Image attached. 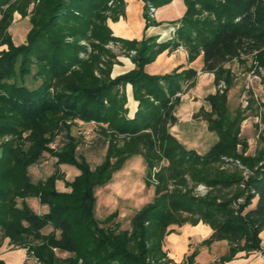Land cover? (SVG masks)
I'll return each instance as SVG.
<instances>
[{"label":"trees","instance_id":"obj_1","mask_svg":"<svg viewBox=\"0 0 264 264\" xmlns=\"http://www.w3.org/2000/svg\"><path fill=\"white\" fill-rule=\"evenodd\" d=\"M171 1L144 0L146 28L155 23L149 6L158 8ZM183 1L186 11L173 27L174 36L160 41L157 36L141 40L113 36L107 21L124 14L125 0H20L18 4L0 0L1 34L7 32L15 8L30 21L25 41L10 42L0 51V264H7L1 256L5 243L27 248L39 264H168L164 239L173 231L170 227L199 221L213 229L208 244L228 241L229 252L221 257V264L239 252L262 249L264 130L258 134L255 154L247 155L249 144L241 137V124L251 114L264 122V112L231 111L226 93L209 94L211 110L204 113L218 140L203 154L186 149L163 122H174L177 94L197 70L178 66L160 75L148 73L146 66L166 50L184 46L189 63L201 56L203 71L213 72L216 83L224 79L231 87L233 75L226 66L231 61L246 63L253 57L264 68V0ZM111 43L136 51V67L115 78L111 59L105 60L111 56L106 47ZM127 85L136 100L130 114ZM72 119L105 123V133L114 128L130 136V141L126 138L121 145L103 132L107 156L92 168L84 155H77L79 141L68 123ZM62 127L68 131L66 142L54 150L50 145ZM148 130L159 133L160 157L152 151L155 142ZM138 153L149 164L154 200L136 210L129 228L122 227L117 213L98 219L95 187L112 178L119 161ZM50 157L57 158L55 173L34 183L29 167ZM163 160L168 163L163 165ZM219 163L231 168L215 169ZM61 164L81 170L67 182L69 192L56 187L58 178L65 179ZM243 171L250 173L246 180ZM185 173L206 183L211 188L208 194L196 197L178 188L170 190L169 178L184 183ZM30 197L47 204L48 212H36L27 202ZM242 197L244 201L238 203Z\"/></svg>","mask_w":264,"mask_h":264},{"label":"rangeland","instance_id":"obj_2","mask_svg":"<svg viewBox=\"0 0 264 264\" xmlns=\"http://www.w3.org/2000/svg\"><path fill=\"white\" fill-rule=\"evenodd\" d=\"M16 1L15 4H18L20 0ZM39 0H36L38 2ZM173 1L168 4L159 6L158 8L149 6V16L150 19H156L157 22H161L162 20L168 19L170 21H177L181 18L185 11L186 6H180L179 8L174 7ZM33 2L29 6V10L33 7ZM126 4V3H125ZM109 5L111 7L115 6V2L110 1ZM7 6H5V10H7ZM146 11V8H144ZM179 9H182L180 12ZM157 10V12H156ZM148 13V12H146ZM3 14V13H2ZM2 14H0V19L2 18ZM123 15H120V17ZM156 16V17H155ZM119 17V18H120ZM110 19V18H109ZM108 19V20H109ZM145 22L147 26L148 18L145 17ZM108 23V21H107ZM155 23H152L150 26H153ZM30 29V21L28 16H24L22 12L18 9H14L11 11L10 15V25L7 29V32L1 34L0 31V51L3 49H8L10 42L14 44H20L25 41L26 35ZM167 28L164 29V36H167ZM113 31V30H112ZM113 36L119 37L115 35L113 32ZM159 37V36H158ZM121 38V37H119ZM160 38V37H159ZM86 43V42H84ZM111 51V56H105V60L112 61V71L111 77L115 78L119 75L127 73L128 71L134 69L136 67L135 62L133 61V56L136 54L134 50H128L124 46L120 44H108L106 46ZM182 46L181 48H183ZM167 55V53H166ZM164 55V56H166ZM167 72L159 73L160 75H165L168 71H173L175 68L179 66L180 61L174 62L173 59H169L170 55H167ZM110 58V59H109ZM161 61L165 60L164 57H161ZM157 59V58H156ZM155 59V60H156ZM155 60L152 62V65L147 68L148 73L151 74V71L160 70L161 65L155 64ZM186 55L182 56V62H186ZM161 61L159 64H161ZM195 61V60H194ZM193 61V62H194ZM197 61H202V57L199 56ZM192 63V62H191ZM254 64V65H253ZM231 68V72L233 75L232 86L228 87L227 83L224 79H221L218 83H216V89L219 93H226L228 99V105L231 111H235L238 108L244 110L245 114H249L254 112V114L263 113L264 112V93L259 90V87H256L257 92L261 93V97H257L255 92L253 91L254 84H258L261 81L264 84L262 78L264 77V68L258 66L257 61L252 58L246 63H241L237 60L231 61L226 65ZM251 67V68H250ZM166 71V70H165ZM254 71V73H253ZM96 74L99 75V72L96 71ZM153 74V73H152ZM197 76V75H196ZM254 76H257L253 78ZM252 79V82H251ZM206 80V78H205ZM195 78L185 83V88H191L194 86ZM224 81L226 83V89L223 92L219 89L220 82ZM184 83V82H183ZM246 85H250L251 91L248 92L245 89ZM186 89V90H187ZM123 90V89H121ZM212 90V89H211ZM198 101L197 103L209 104L208 99L204 98V94L208 93V91L200 88L197 90ZM210 93V92H209ZM216 93V92H214ZM126 94L128 100L129 113H133L136 109V100L133 98L132 86L127 85ZM180 93L177 94V97ZM179 98V97H178ZM178 100V99H177ZM177 100L175 105L177 104ZM252 105V107H251ZM176 107L173 109L174 122H170V120H166L163 123H168V131L169 133L177 140L184 145L186 149L194 150L197 153L203 154L206 153L208 149L218 140V133L215 130H211L210 128H205L203 124L200 122H196L190 117H182L181 113L177 115V111L175 112ZM205 110V109H203ZM202 109H200L196 117H200V120L206 121V115ZM176 113V114H175ZM129 116V115H128ZM185 119V120H184ZM170 122V123H169ZM69 126H71V133L75 138L79 141L77 146V155H84L88 160L90 166L94 168L96 165L101 164L107 156L108 151V142L104 139V129L107 124L97 123L95 121H84L81 119H72L68 121ZM163 123H159L161 129L163 127ZM262 123V117L259 116L257 120V124L260 126ZM105 126V127H104ZM151 135L154 143L153 153L157 157L162 156L163 151L159 144V138L157 132L155 130H148ZM261 130H258V133ZM105 133L107 136H113L119 144H123V141L126 139L130 141V136L122 135L116 131V129L111 128L107 129ZM257 133V137H258ZM148 134V133H147ZM68 136L67 128L62 127L60 134L56 137L55 142H53L50 146L56 150L59 149L63 143L66 142ZM256 137V138H257ZM258 140V138H257ZM240 148V147H239ZM79 157V156H78ZM48 161L40 162L38 164H33L29 167L28 172L31 180L34 183L39 182L40 180H47L55 173L56 162L48 158ZM117 158H114V162ZM122 161V162H121ZM119 161L118 168L113 172L112 178L103 184H99L95 187V215L99 219L101 216L117 213V220H120L123 224V227H127L130 225V219L132 217V213L137 209L141 208L145 204L152 202L155 198V185L149 184V172L150 167L147 162V159L144 154H131L130 156H126L124 160ZM163 165L168 162L163 160ZM231 165L225 164H217L215 165V169L219 170L229 169ZM65 179L58 178L56 180V187L59 191H70L71 186L68 185L67 182H71L74 177L81 173V170L75 165H68L65 167ZM62 172V170H60ZM248 171H243L242 176L248 178ZM185 182H179L176 178H169L168 186L170 190H174L178 188L183 192H191L193 196L196 197H204L210 191V187L203 182H196L193 180L190 173H185L183 175ZM241 188H244V182L240 184ZM28 204L32 207V203L36 202L38 206H43L42 214L48 212L49 206L47 204L40 203V200L37 197H30ZM243 197L238 199V203H242ZM98 209V210H97ZM187 215V214H185ZM175 225H172L170 228H174ZM1 242V237H0ZM203 249V248H202ZM21 250V251H19ZM165 250V249H164ZM3 251L7 252L8 256H2L6 259L7 264H37L39 263L38 258L27 250V248H23L17 244L5 243L3 245ZM26 255L22 257V253ZM254 253V252H253ZM258 256L264 257V246L259 251H256L255 254Z\"/></svg>","mask_w":264,"mask_h":264},{"label":"crops","instance_id":"obj_3","mask_svg":"<svg viewBox=\"0 0 264 264\" xmlns=\"http://www.w3.org/2000/svg\"><path fill=\"white\" fill-rule=\"evenodd\" d=\"M125 12L123 16H121L118 20L109 19L108 25L113 30L115 35L127 39V40H141L144 37L150 36H159L160 41H166L169 38L174 36L173 27L178 25L177 21H170L168 19L162 20L161 22H157L155 19V24L153 26H149L146 28V20H145V2L144 0H125ZM173 5L176 8L184 5L183 0H173ZM180 12L182 9H179ZM157 12V10H156ZM156 17V16H155ZM167 28V36H164V29ZM180 46L177 49H169L165 52L159 54L157 59L155 60V64L158 66L161 65L160 70L151 71V74H159L167 72V60L166 58L169 56V59H173L174 62L180 61L179 66H183V68L194 67L197 70V76L195 77V84L191 88H185L179 94L178 102L175 105L177 111V115L179 112L181 116L186 118L190 117L196 122H200L203 124L205 128L208 127L207 119L200 120V117H196L197 112L200 109H205L204 112L211 110L210 104H202L199 106L198 101V92L197 90L203 88V90L208 91V93L204 94V98L206 99L209 94L217 92L216 82H215V74L213 72H205L203 71V62H198L195 60L192 63L188 62V53L185 47L184 49ZM167 53V55H166ZM186 55V62H182V56ZM166 55V56H164ZM161 57H164L165 60L161 61ZM161 61V64H159ZM152 63L146 66L149 68ZM166 70V71H165ZM148 72V71H147ZM171 72V71H168ZM206 78V80H205ZM261 93H264V84L258 82V84H254L253 91L255 92L257 97H261V93L257 92V88ZM187 89V90H186ZM212 89V90H211ZM210 92V93H209ZM209 103V102H208ZM176 114V113H175ZM259 116L249 115L241 124V137L247 139L249 148L247 151V155L253 156L256 152L258 140V124L257 120ZM185 120V119H184ZM259 130H264V122L260 124ZM259 134V133H258ZM257 137V138H256ZM105 139V138H104ZM55 162L57 160L56 157H50ZM47 159H44L42 162H47ZM67 164H61L60 168L62 172H66L65 167ZM30 199H27L29 201ZM32 208L38 212L42 213L43 206H38L36 202L32 203ZM137 208L136 210H138ZM98 210V209H97ZM136 210L132 213V215L136 212ZM109 215L101 216L99 219L104 220ZM120 221V220H118ZM121 222V221H120ZM122 223V222H121ZM123 224V223H122ZM123 227V225H122ZM123 227V228H129ZM213 229L211 226L203 221H199L196 224L193 223H185L181 226L175 225L173 231L165 236L164 239V249L167 253V261L168 264H221V257L229 252V245L227 240H218L214 241L211 244H208L206 240L212 235ZM262 237V247L264 246V231L261 233ZM203 248V249H202ZM21 251V250H19ZM22 253V252H21ZM10 254V253H9ZM8 254V255H9ZM6 251L1 253V256H8ZM10 257V255L8 256ZM22 257L26 255L24 252L22 253ZM39 264V263H37ZM226 264H264V257L258 256L255 252L246 253L244 251L239 252L233 260L226 262Z\"/></svg>","mask_w":264,"mask_h":264},{"label":"built area","instance_id":"obj_4","mask_svg":"<svg viewBox=\"0 0 264 264\" xmlns=\"http://www.w3.org/2000/svg\"><path fill=\"white\" fill-rule=\"evenodd\" d=\"M253 73H254V71H253ZM255 77H257V76H254L253 78H255ZM251 82H252V79H251ZM226 87L227 86H226V83L224 81L220 82L219 89H220L221 92H223L224 89H226ZM250 87H251L250 85H246L245 89H247V91H249L250 90Z\"/></svg>","mask_w":264,"mask_h":264}]
</instances>
